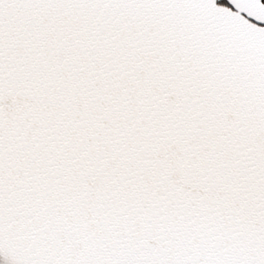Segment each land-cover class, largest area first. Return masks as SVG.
<instances>
[{"label": "snow or ice", "instance_id": "1", "mask_svg": "<svg viewBox=\"0 0 264 264\" xmlns=\"http://www.w3.org/2000/svg\"><path fill=\"white\" fill-rule=\"evenodd\" d=\"M0 264H264V0H0Z\"/></svg>", "mask_w": 264, "mask_h": 264}]
</instances>
